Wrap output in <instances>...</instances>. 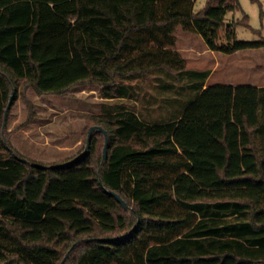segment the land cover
Instances as JSON below:
<instances>
[{"label": "trees", "instance_id": "obj_1", "mask_svg": "<svg viewBox=\"0 0 264 264\" xmlns=\"http://www.w3.org/2000/svg\"><path fill=\"white\" fill-rule=\"evenodd\" d=\"M194 2L0 0V113L20 80L38 95L89 82L129 98L128 79L184 68L170 49L178 25L209 51L264 47L225 25L238 0ZM168 119L86 117L107 133L105 159L94 132L85 153L51 165L0 132V264H264V88L201 87Z\"/></svg>", "mask_w": 264, "mask_h": 264}, {"label": "rangeland", "instance_id": "obj_2", "mask_svg": "<svg viewBox=\"0 0 264 264\" xmlns=\"http://www.w3.org/2000/svg\"><path fill=\"white\" fill-rule=\"evenodd\" d=\"M208 1L195 0L193 11L199 12ZM238 3L239 11L225 15V25H232L239 41L264 39V0H238ZM245 16L247 26L242 24ZM226 28L220 31V43L225 42ZM173 38L170 49L183 60L184 68L158 67L145 76L128 79L120 91L129 98H103L99 86L89 82L74 85L62 95H38L20 80L12 87L13 100L5 122L7 103L0 113V132L6 133L10 145L22 156L51 165L84 151L89 127L86 117L126 108L136 111L144 122L159 123L179 114L198 88L215 82L264 84V52H251L253 49L231 55L210 52L199 34L185 31L181 25L175 28ZM253 64L262 65L261 70L253 69ZM260 112L262 115V108Z\"/></svg>", "mask_w": 264, "mask_h": 264}, {"label": "water", "instance_id": "obj_3", "mask_svg": "<svg viewBox=\"0 0 264 264\" xmlns=\"http://www.w3.org/2000/svg\"><path fill=\"white\" fill-rule=\"evenodd\" d=\"M11 98H12V96L10 95V97H9V102H8V105H7V108H6L5 112H4V117H5L6 113H7V109H8V107H9V105H10ZM94 132H101V133H103V135H104V146H103V150H102V158L105 159V157H106V153H107V133H106V131H105L104 129H102V128L99 127V126H91V127L88 129V131H87V138H86V145H85V149H84L83 153L86 152V148H87L88 140H89L90 136L92 135V133H94ZM111 195H113V196H114V197H115V198L121 203V205H122L124 208H126L125 202H124L123 200H121L117 194L111 192ZM66 256H67V254L65 255L64 259L61 261L60 264L63 263V261L65 260Z\"/></svg>", "mask_w": 264, "mask_h": 264}, {"label": "crops", "instance_id": "obj_4", "mask_svg": "<svg viewBox=\"0 0 264 264\" xmlns=\"http://www.w3.org/2000/svg\"><path fill=\"white\" fill-rule=\"evenodd\" d=\"M264 50V47H262V48H258V49H253L251 52H264L263 51ZM210 52H213V51H210ZM259 54V53H258ZM261 67H262V65H260V64H256L255 66H254V64H253V66H252V68L254 69H258V70H261ZM217 83H220V82H215L214 84H217ZM222 84H231V85H252V86H256V87H258V88H264V84H253V83H243V84H236V83H233V82H226V83H222ZM204 88V87H203Z\"/></svg>", "mask_w": 264, "mask_h": 264}]
</instances>
